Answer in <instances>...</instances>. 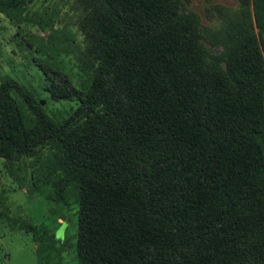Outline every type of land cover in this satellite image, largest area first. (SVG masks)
I'll use <instances>...</instances> for the list:
<instances>
[{
	"label": "trees",
	"instance_id": "obj_1",
	"mask_svg": "<svg viewBox=\"0 0 264 264\" xmlns=\"http://www.w3.org/2000/svg\"><path fill=\"white\" fill-rule=\"evenodd\" d=\"M29 1L0 11L22 22ZM186 1L74 0L50 48L84 81L38 60L75 101L61 117L0 83V156L78 204L77 264H264V0H238L209 45ZM44 228L27 226L37 264H62Z\"/></svg>",
	"mask_w": 264,
	"mask_h": 264
},
{
	"label": "rangeland",
	"instance_id": "obj_2",
	"mask_svg": "<svg viewBox=\"0 0 264 264\" xmlns=\"http://www.w3.org/2000/svg\"><path fill=\"white\" fill-rule=\"evenodd\" d=\"M73 3L74 0H31L27 8L29 18L22 22L13 21L0 11V83L10 76L20 83L33 84L39 91L38 98L44 100L41 105L54 117L70 111L75 101L49 96L44 88L48 81L38 60L63 71L75 85L84 81L68 55L50 48L54 29L64 26V19L73 14ZM185 4L186 12H194L201 22L207 45L211 32L222 28L228 21L227 15L238 8V0H187ZM12 94L20 102L19 95L14 91ZM33 161L37 167L38 162ZM28 163V159L23 162ZM6 165L0 156V264H37L40 240L32 230H27L32 224L53 234L62 264H77L68 242L76 241L78 204L65 206L51 199L47 187L37 189L32 184L31 166L21 170Z\"/></svg>",
	"mask_w": 264,
	"mask_h": 264
},
{
	"label": "water",
	"instance_id": "obj_3",
	"mask_svg": "<svg viewBox=\"0 0 264 264\" xmlns=\"http://www.w3.org/2000/svg\"><path fill=\"white\" fill-rule=\"evenodd\" d=\"M44 102V100H41V103H43Z\"/></svg>",
	"mask_w": 264,
	"mask_h": 264
}]
</instances>
